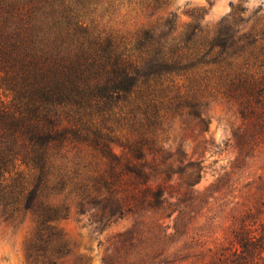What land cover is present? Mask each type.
<instances>
[{"label":"trees","instance_id":"16d2710c","mask_svg":"<svg viewBox=\"0 0 264 264\" xmlns=\"http://www.w3.org/2000/svg\"><path fill=\"white\" fill-rule=\"evenodd\" d=\"M93 2L0 0V227L28 222L24 250L40 264H56L69 253L57 222L72 210L95 211L104 227L161 203L162 187L144 177L148 156L152 165L173 161L160 127L183 105L195 112L196 104L185 100L201 91L236 102L264 140L263 61L249 56L231 65L232 44L201 42L198 27L184 38L97 31L87 21ZM116 109L143 123L122 147L131 155L127 163L110 158L105 139L92 140L82 129V119ZM84 150L105 160L98 177H84L68 161ZM193 170L200 179V169ZM209 264H264V217L248 215Z\"/></svg>","mask_w":264,"mask_h":264},{"label":"rangeland","instance_id":"374dc122","mask_svg":"<svg viewBox=\"0 0 264 264\" xmlns=\"http://www.w3.org/2000/svg\"><path fill=\"white\" fill-rule=\"evenodd\" d=\"M93 1L87 21L97 31L134 37L153 30L184 38L198 27L201 42L219 38L232 44L237 56L228 60L231 65L241 66L249 56L264 63V0ZM185 102L195 103L196 111L183 105L160 127L159 139L175 154L173 161L152 165L148 156L150 170L144 171L152 187H162L161 203L104 227L95 222V211L85 208L79 215L72 210L57 222L69 253L56 264H209L248 215L264 217V140L257 139L256 127L223 95L205 90ZM122 112L95 114L81 124L90 139H105L110 158L127 163L131 155L122 147L143 123ZM74 156L68 155V161L78 164L84 177L106 170L99 153L84 150ZM193 167L200 169V179L192 176ZM30 233L28 222L0 227V264H40L26 257Z\"/></svg>","mask_w":264,"mask_h":264}]
</instances>
